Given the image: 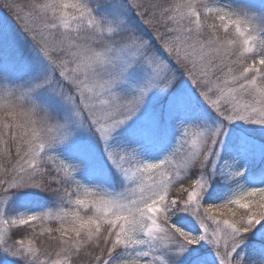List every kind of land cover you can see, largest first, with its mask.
Listing matches in <instances>:
<instances>
[{"label": "snow or ice", "instance_id": "6c2138e0", "mask_svg": "<svg viewBox=\"0 0 264 264\" xmlns=\"http://www.w3.org/2000/svg\"><path fill=\"white\" fill-rule=\"evenodd\" d=\"M5 10L0 264H264V0Z\"/></svg>", "mask_w": 264, "mask_h": 264}, {"label": "rangeland", "instance_id": "374dc122", "mask_svg": "<svg viewBox=\"0 0 264 264\" xmlns=\"http://www.w3.org/2000/svg\"><path fill=\"white\" fill-rule=\"evenodd\" d=\"M5 15L6 14L4 12L0 13V17L5 16ZM175 159L177 160V162H179V156H177Z\"/></svg>", "mask_w": 264, "mask_h": 264}, {"label": "trees", "instance_id": "16d2710c", "mask_svg": "<svg viewBox=\"0 0 264 264\" xmlns=\"http://www.w3.org/2000/svg\"><path fill=\"white\" fill-rule=\"evenodd\" d=\"M4 12L6 15H10V13H8L6 10L5 11H0V13ZM53 227H55V224L52 225Z\"/></svg>", "mask_w": 264, "mask_h": 264}]
</instances>
